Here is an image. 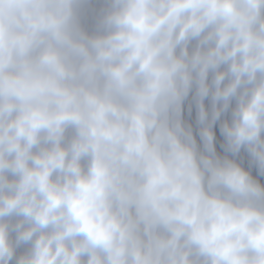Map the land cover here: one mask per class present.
<instances>
[{"label":"clouds","instance_id":"obj_1","mask_svg":"<svg viewBox=\"0 0 264 264\" xmlns=\"http://www.w3.org/2000/svg\"><path fill=\"white\" fill-rule=\"evenodd\" d=\"M0 264H264V0H0Z\"/></svg>","mask_w":264,"mask_h":264}]
</instances>
